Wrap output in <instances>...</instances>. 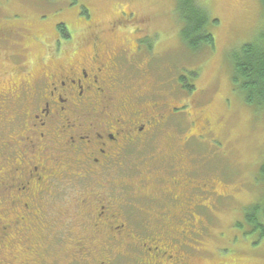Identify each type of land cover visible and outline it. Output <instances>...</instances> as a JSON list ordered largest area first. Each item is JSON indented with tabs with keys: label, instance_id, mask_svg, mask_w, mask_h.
Masks as SVG:
<instances>
[{
	"label": "flooded vegetation",
	"instance_id": "obj_1",
	"mask_svg": "<svg viewBox=\"0 0 264 264\" xmlns=\"http://www.w3.org/2000/svg\"><path fill=\"white\" fill-rule=\"evenodd\" d=\"M114 26L129 31L121 18ZM90 32L83 44L56 36L40 75L25 65L24 80L0 93L1 186L19 215L0 246L20 248L21 264L68 261L58 247L74 250L70 264L86 251L88 264H199L202 223L217 219L205 200L217 211L221 195L182 130L183 78L166 61L156 67L148 40L145 53ZM62 206L79 232L53 217Z\"/></svg>",
	"mask_w": 264,
	"mask_h": 264
},
{
	"label": "rangeland",
	"instance_id": "obj_2",
	"mask_svg": "<svg viewBox=\"0 0 264 264\" xmlns=\"http://www.w3.org/2000/svg\"><path fill=\"white\" fill-rule=\"evenodd\" d=\"M198 2L208 14L206 29L213 36L214 45L201 44L195 52L181 36L176 0H0V93L24 80L25 65L31 64L34 76L40 75L42 59L49 55L56 36L65 38L59 33L60 24L65 25L67 34L77 44L89 41L91 30L100 31L104 43L118 47L127 38L135 48L137 42L145 53L143 40H148L153 44L152 57L157 68L164 61L172 68L182 62L173 73V77L183 78L179 82L186 92L178 98L184 118L182 130L190 144L196 146L195 154L203 157L204 170L218 174L214 182L221 195L217 221L207 231L211 235L206 233V252L199 264H264V237L245 218L249 208L264 202V180L260 174L264 162V108L245 102L233 82L231 64L233 51L257 42L264 32V4L262 0ZM120 18L127 23L126 34L114 26ZM135 48L130 46L128 50ZM140 65L150 71L146 63ZM6 163L0 160V237L4 234L3 225L19 219L14 209V217L9 214L1 186L9 171ZM205 204L211 206L212 202L205 200ZM64 210L62 206L53 216L63 222L62 230L65 225L77 226L74 218L64 216ZM79 231L77 226L76 232ZM1 244L4 247L0 246V262L5 264L4 259L8 258L13 264L23 263L20 248H11L8 240ZM55 251L68 254V261L61 259L58 264H70L75 258L73 249L69 252L58 247ZM90 255L86 251L87 260L77 258L75 263H90Z\"/></svg>",
	"mask_w": 264,
	"mask_h": 264
},
{
	"label": "trees",
	"instance_id": "obj_3",
	"mask_svg": "<svg viewBox=\"0 0 264 264\" xmlns=\"http://www.w3.org/2000/svg\"><path fill=\"white\" fill-rule=\"evenodd\" d=\"M262 2L264 4V0H262ZM176 10L179 12L181 18V36L191 50L195 52L198 51L201 44L214 45V38L206 29L209 22L208 14L198 0H176ZM121 19L122 28L128 29L127 23L123 18ZM58 30L62 35H67L65 25H58ZM181 63L182 62L179 61L177 64H174V68L177 69ZM231 64L233 66V82L236 89L244 97L245 102L258 108H264V32L257 42L242 45L238 50L233 51L231 55ZM185 86L189 88V90L191 89V86ZM205 172L211 173L210 171ZM212 174H216V172H212ZM260 174L264 180V162L260 167ZM207 211L214 213L218 210L216 211L211 205L205 209L206 213ZM245 218L247 222L253 226V230L255 232L259 231L263 238L264 202L249 208L246 211ZM215 220L217 221V219ZM212 223L213 222L202 223L203 227L207 226L204 240L207 238L205 236L208 229L213 227ZM207 235L211 234L207 233Z\"/></svg>",
	"mask_w": 264,
	"mask_h": 264
}]
</instances>
